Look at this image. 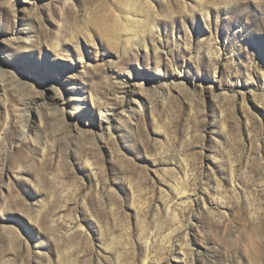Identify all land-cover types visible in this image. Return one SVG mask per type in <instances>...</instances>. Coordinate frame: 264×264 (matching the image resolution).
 I'll list each match as a JSON object with an SVG mask.
<instances>
[{"label":"rangeland","instance_id":"rangeland-1","mask_svg":"<svg viewBox=\"0 0 264 264\" xmlns=\"http://www.w3.org/2000/svg\"><path fill=\"white\" fill-rule=\"evenodd\" d=\"M0 264H264V0H0Z\"/></svg>","mask_w":264,"mask_h":264},{"label":"bare ground","instance_id":"bare-ground-1","mask_svg":"<svg viewBox=\"0 0 264 264\" xmlns=\"http://www.w3.org/2000/svg\"><path fill=\"white\" fill-rule=\"evenodd\" d=\"M199 1V0H198ZM201 2V1H200ZM136 22V21H135ZM130 25V24H129ZM136 26V25H135ZM128 28V27H127ZM140 28V27H139ZM152 28V27H151ZM137 29H138V27H137ZM134 30V29H133ZM113 31V30H112ZM130 31V30H129ZM141 31V30H140ZM146 31V30H145ZM144 31V32H145ZM142 33V32H141ZM111 34V33H110ZM115 34V33H114ZM130 34V33H129ZM142 36V35H141ZM134 37V36H133ZM138 39V38H137ZM141 39V38H140ZM144 39V38H143ZM142 42V41H141ZM61 49V46L59 45V44H56V46L54 47V50L57 52V50H60ZM59 54V53H58ZM146 80L144 79V78H138L137 80H136V82L135 83H137V84H139V85H143V83L145 82ZM107 119H109V117H107ZM108 129V128H107ZM109 130V129H108ZM86 162L88 163V165H89V161H88V159H86ZM86 163V164H87ZM181 188V187H180ZM185 192V191H184ZM183 192V193H184Z\"/></svg>","mask_w":264,"mask_h":264}]
</instances>
